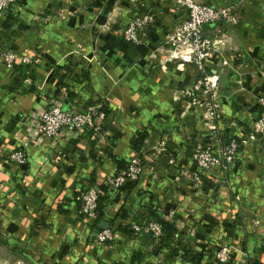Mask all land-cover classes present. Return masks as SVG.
I'll list each match as a JSON object with an SVG mask.
<instances>
[{
  "label": "crops",
  "instance_id": "crops-1",
  "mask_svg": "<svg viewBox=\"0 0 264 264\" xmlns=\"http://www.w3.org/2000/svg\"><path fill=\"white\" fill-rule=\"evenodd\" d=\"M198 1L231 6L237 16L233 25H203L205 38L223 35L227 41L219 57L206 60L205 71L227 86L237 72L246 86L264 90V71L258 73L264 55V0ZM144 11L152 14V21L142 43L124 41L119 31L133 15ZM179 16L173 0H15L0 13V45L10 47L15 56L10 69L0 61V250L11 252L27 245L42 253L47 248L50 264H209L193 241L182 244L179 239L170 256L154 250L157 247L148 234L133 237L125 229L131 227L129 212L152 203L149 185L146 188L136 180L131 189L118 190L104 184L109 175L122 171L114 159L128 161L134 153L130 139L137 131L148 132L143 127L152 125L178 142L180 129L190 128L182 124L195 118L183 111L187 99L175 98L178 89L195 81V71L189 64L160 62L153 54L164 31ZM22 55L30 58L26 67L20 62ZM221 60L233 68L221 65ZM219 91L229 103L225 108H239L230 97L231 87ZM94 102L101 104L98 119L103 133L99 138L87 132L40 137L27 145L24 163L4 159L19 149L31 128L29 122L43 108L76 109ZM249 156L244 154L248 157L244 168L237 169L242 174L240 185L250 193L254 186L255 193L262 194L256 208L264 218V162ZM251 167L259 169L257 174ZM90 185L105 186L99 194L101 218L96 227L94 217L89 225L82 224L76 202L79 192ZM121 211L124 216L119 215ZM101 222L106 223L105 229L115 230L111 252L102 245L86 248L85 234L101 230ZM64 229L67 235L80 232L83 236L69 242L65 236L58 252L57 235ZM199 234L214 237L215 230L202 227ZM256 238L244 233L237 245L243 254L264 264ZM193 254L199 257L191 258ZM22 261L43 262L23 258L18 262ZM240 261L236 252L226 263Z\"/></svg>",
  "mask_w": 264,
  "mask_h": 264
},
{
  "label": "rangeland",
  "instance_id": "rangeland-1",
  "mask_svg": "<svg viewBox=\"0 0 264 264\" xmlns=\"http://www.w3.org/2000/svg\"><path fill=\"white\" fill-rule=\"evenodd\" d=\"M214 39L218 53L215 56L219 57L220 49L227 44V41L223 35H218ZM0 47L10 49L2 45ZM226 65H229L231 69L230 64ZM263 71L264 55L258 65V73L262 74ZM235 75L236 79L228 82V86L227 83L221 85L217 79L213 89L206 91L204 85H201L200 90L185 98L187 102L184 104L183 111L195 118L194 122L187 120L188 124L186 122L182 124L190 128L180 129L178 142L171 141L166 131H159L154 128L155 126L147 125L143 127L148 130L142 145L143 153L135 152L138 158L135 180H140L146 188L149 185L153 196L152 203L148 205L158 211L162 218L178 227L182 244L190 241H193L194 245L199 244L197 247L209 264H215L218 258H224L222 263H226L229 259H234L236 252L241 259L239 264H246V255L237 245L244 233L251 237L257 236L256 239L260 242L264 255V224L262 222L264 218L256 208L257 197L262 194L255 193L254 186H250L251 193L248 190L244 191L240 185L242 174L237 171L244 168V159L248 158L244 157V154L250 155L249 159L258 163L261 160L264 162V129H259L256 122L261 114L264 115V90L259 91L255 87L246 86L239 78L240 73L235 72ZM223 87H231L230 97L238 101L237 110L225 108L229 103L223 100L222 93L219 91ZM207 94L208 99L204 100ZM210 110L213 112L211 113ZM195 126L198 128H193ZM233 137L239 138L241 146L227 161L223 159L219 150H224L226 141ZM9 153L3 156L4 159L15 163L9 157ZM258 170L251 167V172L255 174ZM115 175H109L107 178L111 179ZM104 184L116 189L108 180ZM89 187L96 189L97 196L100 194L98 187L94 185ZM17 193V200L20 201L22 195L19 191ZM127 217L133 237L138 233L148 234L152 244L157 247L154 250L171 256L175 242L167 239L160 240L159 235L149 231V224L153 219L148 217L145 205H139L135 211L129 212ZM82 219V224L89 225L92 218L82 216ZM208 225L215 230L214 237L199 234L200 228L209 227ZM99 231H87L86 248L94 247V245L99 248L98 246L102 245L104 251L111 252L114 246L115 230L108 228V237L102 241L98 239ZM258 231L259 233L263 231V235H258ZM67 232L68 230L64 229L57 235L58 243L55 245L58 252L66 237H69V242L71 238L75 241L83 236L80 232H73L74 236L67 235ZM46 251L47 248L40 253L34 247L27 245L11 252L3 249L0 250V264H28L25 261L18 262L20 258L28 262L31 259L33 261L40 259L43 261L42 264H50L51 259Z\"/></svg>",
  "mask_w": 264,
  "mask_h": 264
},
{
  "label": "built area",
  "instance_id": "built-area-1",
  "mask_svg": "<svg viewBox=\"0 0 264 264\" xmlns=\"http://www.w3.org/2000/svg\"><path fill=\"white\" fill-rule=\"evenodd\" d=\"M15 0H0V13L10 6ZM180 16L178 20L167 28L162 36L161 43L153 49V54L161 61H177L189 64L195 71L196 79L188 87L177 90V97L186 98L194 92L200 90L204 85L206 91L213 89L217 82V76L205 73L206 60L218 55L216 40H210L202 35V27L205 24H215L221 22L226 25H233L237 21V16L231 6L211 5L201 3L198 0H173ZM152 21V14L144 11L132 16L128 23L119 31L122 39L126 42L138 45L142 43L144 31ZM105 29V28H104ZM108 27L105 29L107 30ZM14 52L12 49H2L0 47V61L7 68H12L14 63ZM20 62L30 63V58L26 55L20 57ZM223 65L229 64L227 60H221ZM208 99V94L204 100ZM211 100H214L211 96ZM100 102L86 104L76 109H61L57 105H50L43 108L35 118L29 122L30 129L26 133L25 140L19 149L9 153V157L17 165L25 160V149L31 142L40 137L55 139L60 134L66 137L78 136L87 132L91 137L99 138L103 133L99 122ZM211 108V107H210ZM212 113L213 111L210 110ZM212 115V114H211ZM259 129H264V115L261 114L257 119ZM245 141V139H244ZM218 142V141H217ZM223 146V145H222ZM221 146V148H222ZM225 149H220L223 159L229 161L233 154L241 146L239 138H230L224 145ZM143 153V149H141ZM127 169L117 173L111 179L114 188L121 185L125 179H136L137 173V154L133 153L127 161ZM97 193L94 187H87L79 193L80 208L82 216L93 218L95 216ZM149 231L154 235L160 234L159 225L152 221L149 224ZM108 237L107 229L98 232V239L102 241ZM225 259L218 258L216 262L222 263Z\"/></svg>",
  "mask_w": 264,
  "mask_h": 264
},
{
  "label": "trees",
  "instance_id": "trees-1",
  "mask_svg": "<svg viewBox=\"0 0 264 264\" xmlns=\"http://www.w3.org/2000/svg\"><path fill=\"white\" fill-rule=\"evenodd\" d=\"M22 64H24V63H22ZM12 67H13V65H12ZM25 67H26V65H25ZM25 69L26 68H24V71H25ZM145 137H146V132L144 130H141V131H137L135 133L134 137H132L130 139L131 148L134 150V153L135 152H137V153L141 152L143 141H144ZM239 149H240V147H238V150ZM114 161L116 163V166L119 169H121L122 171L127 169V165H128L127 161L118 160V159H114ZM117 173H119V172L117 171ZM117 173H115V174H117ZM135 182H136L135 179L134 180L125 179V181L121 185H119L116 189H118V190L131 189L134 186ZM98 188L102 192H104V190H105V186H103V185H99ZM76 202H77V208L79 210V208H80V200L76 201ZM99 202H100V197L98 195L97 199H96L95 216H94V219L92 221V225L94 227H96L97 222L101 218ZM146 208H147L148 217L153 219V221H155L159 225V229H160L159 239L160 240L167 239V240L175 242V243L178 242L179 237L181 235L180 231L174 225H172L169 221H167L166 219L162 218L160 213L158 211H155L153 209V207L147 206ZM120 210H122V209H119V211ZM119 215L120 216H124L122 211H121V213ZM125 229L126 230L129 229L130 232H132L131 227H129V226L126 227ZM194 257L198 258L199 256H198V254H193L191 256V258H194ZM245 259H246V264H262L257 259L250 258L247 255H246ZM215 264H227V263L215 262Z\"/></svg>",
  "mask_w": 264,
  "mask_h": 264
},
{
  "label": "water",
  "instance_id": "water-1",
  "mask_svg": "<svg viewBox=\"0 0 264 264\" xmlns=\"http://www.w3.org/2000/svg\"><path fill=\"white\" fill-rule=\"evenodd\" d=\"M98 226H99L101 229H105V228H106V223L101 222V223L98 224Z\"/></svg>",
  "mask_w": 264,
  "mask_h": 264
}]
</instances>
